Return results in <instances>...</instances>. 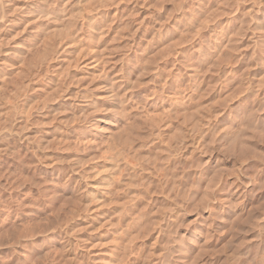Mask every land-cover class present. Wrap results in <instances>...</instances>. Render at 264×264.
Returning <instances> with one entry per match:
<instances>
[{
	"label": "rangeland",
	"instance_id": "rangeland-1",
	"mask_svg": "<svg viewBox=\"0 0 264 264\" xmlns=\"http://www.w3.org/2000/svg\"><path fill=\"white\" fill-rule=\"evenodd\" d=\"M41 1L0 0V264H264V85L260 84L261 81L264 83V0ZM215 8L218 11L215 12ZM41 9L57 13L61 20L59 19L58 23L53 22L50 18L52 14L39 15ZM198 29L201 34H198ZM185 32L189 33L186 35ZM179 36L181 39L184 37L186 41L184 38L180 41ZM211 37H217L220 42L217 39L215 41L218 44L212 42L214 39ZM235 38H240V43ZM228 40H233L231 43L234 44H228ZM209 54L211 55L207 56ZM199 55H202V59ZM209 65H212V68ZM213 68L217 69L215 75H212L216 72ZM197 72H201L198 77ZM244 72L246 77L243 76ZM210 75L213 76L211 84ZM251 77L255 80H250ZM237 78L242 84L240 88ZM202 79L204 81L199 86ZM215 79L218 85L225 84L222 86L223 90H215L214 87L219 88L215 84L211 87L214 90H210L207 82L211 86L216 83ZM224 80L226 82L223 83ZM193 81L195 82L191 83ZM195 83L196 86L193 85ZM236 85L239 89H236ZM199 87L203 91L198 89ZM189 88L194 90L193 94ZM206 89H209L210 93ZM201 92L202 96L199 95ZM253 92L258 97L253 98ZM195 94L200 98L195 100ZM185 97L188 101L184 102ZM183 103H187L186 106L183 105L184 108L181 106ZM197 105L199 106L196 108ZM202 107H210V112L209 109L203 112V115L210 116V119L201 114V117L196 116V113L202 111ZM181 108L187 112L184 110V113ZM181 115L184 120L180 118ZM195 116L201 119L200 122ZM256 117L259 118L258 121ZM192 118L193 122L196 120L198 123L194 124L197 126L195 129L191 127ZM181 120L182 123H179ZM199 123L202 124L198 128ZM204 123H209V129ZM183 126L195 131L187 129L185 132L188 134L182 133L186 129ZM222 126L226 128V132ZM216 127V130L222 127L221 130L226 135L218 132L219 130L218 133L215 132ZM198 129L207 131L205 133L202 130L206 135L208 132L212 133H208V136H214V139L211 137L213 140L210 141V136H200L201 133L199 135L197 132L201 130ZM213 129L215 131L211 132ZM237 134L239 137L244 136L239 138ZM119 137L121 138L118 139ZM191 139H195V142ZM204 145L208 147L205 149ZM116 146L117 150L124 148L119 150L120 156L110 151H115ZM134 149H140L138 154L146 151L143 152L147 155H144L146 159L144 158L143 162L140 161L143 153L139 154V157ZM106 153H109L107 155L110 158L116 156L115 161L113 158L109 159ZM126 153H129V156H138L139 160L133 155L130 156L135 159L133 163L138 161L134 164L141 163L149 170L137 168L136 172L141 174L140 177L137 175L129 179L130 166L133 163L129 165L132 160L130 157L127 161L123 159L128 157L124 156ZM117 157L119 160L122 158V164L126 161L127 165L117 162ZM206 158V165H202ZM110 164L114 166L110 168H113L112 171L108 168ZM121 166L125 170H120L125 173L118 172ZM164 172L167 176L170 173L168 177L172 173L174 175L168 180ZM198 172H202L204 176ZM174 176L178 183H175L177 181ZM182 177L185 181L180 180ZM119 178H125L126 182L128 180V183L132 184L127 183L129 187L126 184V187L118 190L122 195L128 191L122 199L118 196H121V193L117 192L118 195L115 196L117 188L122 186L116 185V190L112 187ZM96 181H99L100 189ZM111 181H115L112 186ZM104 183H107L106 186L110 184L107 187L114 189V192L111 191L115 199L111 191L103 193L104 189L108 190ZM93 185L98 186L95 188ZM140 186L145 190H141ZM100 190L101 194L98 193ZM85 192L90 194L86 196ZM109 193L112 195H108ZM181 194L183 195L180 197ZM188 194L189 197L192 196L190 201H187ZM88 195L91 196V201L92 195L96 200H93V203L90 199L86 201ZM172 196H176L179 201ZM97 198L106 201L103 207L99 205ZM115 200H119L116 201L119 203ZM125 200L126 204L123 203ZM175 200L176 203L173 204ZM121 202L126 206H120ZM162 204L169 206V211L162 207L166 210L162 211L166 217L160 211H155L153 215L151 211L160 209ZM173 205L175 207H172ZM119 206L122 209L114 216L113 212H117ZM89 207L95 208L90 210L91 214L87 210ZM167 212H170L169 215L172 213L170 216H174V219L171 217L170 220ZM154 216L159 217L162 222L158 221L159 226L158 222L152 223ZM130 217H133V220ZM86 219H91L93 226L85 225ZM175 221L177 222L174 223ZM101 222H104V228ZM151 223L156 225L153 227ZM162 224H168L169 229L164 226L168 229L166 230ZM147 226L154 229H147ZM65 237L75 238L74 246L70 250ZM111 245L114 247H110ZM144 251L148 253L147 256ZM165 255L169 257L164 259Z\"/></svg>",
	"mask_w": 264,
	"mask_h": 264
},
{
	"label": "bare ground",
	"instance_id": "bare-ground-1",
	"mask_svg": "<svg viewBox=\"0 0 264 264\" xmlns=\"http://www.w3.org/2000/svg\"><path fill=\"white\" fill-rule=\"evenodd\" d=\"M4 1H5V0H4ZM34 1H35V0H34ZM37 1H39V0H37ZM40 1H41V0H40ZM43 1L46 2V0H43ZM50 1H51V0H50ZM50 1H49V2H50ZM209 1H210V0H209ZM234 1H235V0H234ZM236 1H239V0H236ZM242 1H243V0H242ZM254 1H256V0H254ZM41 2H42V1H41ZM41 2H40V3H41ZM45 2H43V3H45ZM205 2H206V1H205ZM211 2H212V1H211ZM217 2H218V1H217ZM226 2H230V1H226ZM246 2H247V1H246ZM7 3H8V2H7ZM36 3H38V2H35V4H36ZM218 3H219V2H218ZM220 3H221V2H220ZM220 3H219V4H220ZM224 3H225V2H224ZM224 3H223V4H224ZM231 3H232V2H230V4H231ZM238 3H239V2H238ZM257 3H258V2H257ZM4 4H5V3H4ZM4 4H3V5H4ZM9 4H10V3H9ZM45 4H46V3H45ZM203 4H204V3H203ZM212 4H213V3H212ZM223 4H221V6H223ZM227 4H228V3H227ZM227 4H226V5H227ZM251 4H253V3H251ZM31 5H32V4H31ZM41 5H42V4H41ZM204 5H205V4H204ZM207 5H209V4H207ZM216 5H218V4H216ZM216 5H215V7H216ZM228 5H229V4H228ZM238 5H241V4H238ZM260 5H261V4H260ZM4 6H5V5H4ZM32 6H33V5H32ZM32 6H30V7H32ZM34 6H35V5H34ZM42 6H43V5H42ZM48 6H49V5H48ZM50 6H51V5H50ZM200 6H201V5H200ZM200 6H199V7H200ZM211 6H212V5H211ZM213 6H214V5H213ZM221 6H220V7H221ZM229 6H230V5H229ZM229 6H228V7H229ZM231 6H232V5H231ZM7 7H8V6H7ZM37 7H38V6H37ZM197 7H198V6H197ZM208 7H209V6H208ZM220 7H219V8H220ZM225 7H226V6H225ZM243 7H244V6H243ZM245 7H246V6H245ZM249 7H250V5H249ZM259 7H260V6H259ZM5 8H6V7H4V9H5ZM10 8H11V7H10ZM35 8H36V6H35ZM35 8H34V9H35ZM41 8H42V7H41ZM204 8H206V6H204ZM210 8H211V7H210ZM216 8H217V7H216ZM216 8H215V12H216V10L218 11V9H216ZM229 8H230V7H229ZM251 8H252V7H251ZM7 9H8V8H7ZM55 9H56V8H55ZM58 9H59V8H58ZM58 9H56V10H58ZM201 9H202V7H201ZM211 9H212V8H211ZM224 9H225V8H224ZM254 9H255V8H254ZM29 10H30V9H29ZM32 10H33V9H32ZM36 10H37V8H36ZM208 10H209V9H208ZM222 10H223V9H222ZM225 10H226V9H225ZM250 10H251V9H250ZM9 11H10V9H9ZM196 11H197V10H196ZM205 11H206V10L204 9L203 12H205ZM228 11H230V10H228ZM235 11H237V10H235ZM247 11H248V10H247ZM5 12H6V11H5ZM30 12H31V11H30ZM49 12H50V11H48L47 9H41V10H39L38 14H39V15H40V14H41V15H46V16L52 14V16L50 15V16H51V17H50L51 20H52L53 22H57V23H58L59 19L61 18L60 15H58L57 13H54V12H53V13H49ZM198 12H199V10H198ZM211 12H212V11H211ZM211 12H210V13H211ZM219 12H220V11H219ZM243 12H244V11H243ZM32 13H33V12H32ZM213 13H214V11L212 12V14H213ZM227 13L230 14V12H227ZM257 13H258V12H257ZM262 13H263V12H262ZM28 14H29V13H28ZM28 14H27V15H28ZM34 14H36V13H34ZM197 14H198V13H197ZM208 14H209V13H208ZM212 14H211V16H212ZM218 14H219V13H218ZM218 14H217V16H218ZM245 14H247V13H245ZM254 14H255V13H254ZM195 15H196V14H195ZM205 15H206V14H205ZM230 15H231V14H230ZM252 15H253V14H252ZM207 16H208V15H207ZM207 16H206V17H207ZM211 16H210V17H211ZM215 16H216V15H215ZM215 16H214V17H215ZM250 16H251V15H250ZM254 16H255V15H254ZM44 17H45V16H44ZM220 17H221V16H220ZM248 17H249V16H248ZM46 18H47V17H46ZM50 18H49V19H50ZM193 18H194V17H193ZM208 18H209V16H208ZM257 18H258V17H257ZM257 18L255 17V19H257ZM41 19H43V18H41ZM47 19H48V18H47ZM49 19H48V20H49ZM196 19H197V18H196ZM202 19H203V18H202ZM226 19H227V18H226ZM60 20H61V19H60ZM71 20H72V18H71ZM214 20H215V19H214ZM223 20H224V19H223ZM240 20H241V19H240ZM260 20H261V19H260ZM45 21H46V20H45ZM197 21H198V20H197ZM201 21H202V20H201ZM203 21H204V19H203ZM203 21H202V22H203ZM241 21H242V20H241ZM244 21H246V19H244ZM50 22H51V21H50ZM53 22H52V23H53ZM188 22H189V21H188ZM190 22H191V20H190ZM198 22H199V21H198ZM198 22H197V23H198ZM209 22H210V21H209ZM209 22H206V24L209 23ZM217 22H218V21H217ZM225 22H226V21H225ZM253 22H254V21H253ZM255 22H256V21H255ZM57 23H55V24H57ZM199 23H200V25H201V22H199ZM219 23H220V21H219ZM223 23H224V22H223ZM223 23H222V24H223ZM259 23H260V21H259ZM263 23H264V22H263ZM0 24H1V23H0ZM53 24H54V23H53ZM183 24H184V23H183ZM233 24H234V23H233ZM241 24H242V23H241ZM254 24H255V23H254ZM1 25H2V24H1ZM58 25H59V24H58ZM185 25H186V23H185ZM188 25H189V24H188ZM188 25H187V28H186V29L189 28ZM191 25H193V24H191ZM203 25H204V27H205V23H203ZM212 25H213V24H212ZM225 25H226V24H225ZM231 25H232V24H231ZM52 26H54V25H52ZM183 26H184V25H183ZM195 26H196V25H195ZM195 26H194V28H195ZM198 26H199V24H198ZM201 26H202V25H201ZM201 26H199V27H201ZM218 26H221V25H218ZM262 26H264V25H262ZM13 27H14V26H13ZM40 27H41V26H40ZM196 27H197V26H196ZM202 27H203V26H202ZM211 27H212V26H211ZM224 27H225V26H224ZM252 27H253V26H252ZM259 27H260V26H259ZM52 28H53V27H52ZM56 28H57V26H56ZM94 28H95V27H94ZM184 28H185V27H184ZM190 28H191V27H190ZM213 28H214V27H213ZM221 28H222V27H221ZM254 28H255V27H254ZM192 29H193V28H192ZM199 29H200V28H199ZM199 29H198V34L200 33ZM207 29H208V28H207ZM219 29H220V28H219ZM226 29H227V28H226ZM0 30H1V29H0ZM59 30H60V29H59ZM66 30H67V29H66ZM182 30H184V29H182ZM201 30H202V29H201ZM205 30H206V29H205ZM251 30H252V29H251ZM53 31H54V30H53ZM55 31H56V30H55ZM57 31H58V29H57ZM92 31H93V30H92ZM98 31H99V30H97L96 33H98ZM191 31H192V30H191ZM212 31H213V30H212ZM261 31H262V30H261ZM7 32H8V31H7ZM219 32H220V31H219ZM251 32H252V31H251ZM9 33H10V32H9ZM58 33H59V31H58ZM68 33H69V32H68ZM68 33H67V35H68ZM182 33H183V32H182ZM186 33H189V32H185L184 34H186ZM191 33H192V32H191ZM191 33L189 34V36L191 35ZM194 33H195V32H194ZM180 34H181V33H180ZM200 34H201V33H200ZM212 34H213V33H212ZM215 34H216V32H215ZM221 34H222V33H221ZM238 34H239V33H238ZM242 34H243V33H242ZM96 35H97V34H96ZM186 35H187V34H186ZM186 35H185V36H186ZM202 35H204V34H202ZM208 35H209V34H208ZM219 35H220V34H219ZM70 36H71V35H70ZM94 36H95V34H94ZM181 36H182V34H181ZM215 36H216V35H215ZM99 37H100V36H99ZM179 37H180V36H179ZM186 37H187V36H186ZM199 37H200V36H199ZM199 37H197V38H199ZM201 37H202V36H201ZM209 37H210V36H209ZM209 37H207V38H209ZM237 37H238V35H237ZM240 37H241V35H240ZM3 38H4V37H3ZM6 38H7V37H6ZM59 38H60V37H59ZM71 38H72V37H71ZM183 38H184V37H182V39H183ZM211 38H212V37H211ZM215 38L217 39V37H215ZM256 38H257V37H256ZM180 39H181V37H180ZM182 39H181L180 41H182ZM212 39H214V38H212ZM216 39H214L212 42H215V43H217V41L220 42L218 39H217V41H215ZM222 39H223V38H222ZM235 39H237V38H235ZM235 39H234V40H235ZM1 40H2V39H1ZM1 40H0V41H1ZM5 40H6V39H5ZM66 40H67V39H66ZM93 40H94V39H93ZM98 40H99V39H98ZM183 40L186 41L185 38H184ZM194 40H195V39H194ZM202 40H203V39H202ZM205 40H206V39H205ZM205 40H204V43H205ZM207 40H208V39H207ZM239 40H241V39L239 38ZM239 40L237 39L238 43H240ZM255 40H256V39H255ZM59 41H60V39H59ZM195 41H196V40H195ZM198 41H199V40H198ZM223 41H224V40H223ZM231 41H233V40H230V42H229V40H228V44H232V45H233L234 43H231ZM243 41H244V40H243ZM2 42H3V41H2ZM60 42H61V41H60ZM91 42H92V41H91ZM93 42H94V41H93ZM98 42H99V41H98ZM199 42H200V41H199ZM233 42H234V41H233ZM235 42H236V40H235ZM178 43H179V41H178ZM246 43H247V42H246ZM1 44H2V43H1ZM52 44H53V42H52ZM63 44H64V43H63ZM196 44H198V43H196ZM212 44H214V43H212ZM217 44H218V43H217ZM228 44H227V45H228ZM247 44H248V43H247ZM252 44H253V43H252ZM65 45H66V44H65ZM206 45H207V44H206ZM206 45H205V46H206ZM208 45H209V44H208ZM236 45H237V44H236ZM243 45H244V44H243ZM249 45H250V44H249ZM51 46H52V45H51ZM184 46H185V45H184ZM189 46H190V45H189ZM200 46H201V45H200ZM209 46H210V45H209ZM221 46H223V45H221ZM230 46H231V45H230ZM237 46H239V45H237ZM185 47H186V46H185ZM239 47L241 48V46H239ZM54 48H55V47H53V49H54ZM63 48H64V47H63ZM63 48H61V49H63ZM191 48H192V47H191ZM198 48H199V46H198ZM201 48H202V47H201ZM236 48H237V47H236ZM240 48H239V49H240ZM249 48H250V47H249ZM53 49H52V50H53ZM203 49H204V48H203ZM210 49H211V47H210ZM219 49L221 50L222 48H219ZM230 49H231V48H230ZM186 50H187V49H186ZM188 50H189V49H188ZM193 50H194V49H193ZM195 50H196V49H195ZM207 50H208V49H207ZM220 50H218V51H220ZM223 50H224V49H223ZM231 50H232V49H231ZM252 51H253V50H252ZM252 51H251V52H252ZM57 52H58V51H57ZM187 52H188V51H187ZM187 52H186V53H187ZM195 52H196V51H195ZM221 52H222V51H221ZM58 53H59V52H58ZM188 53H189V52H188ZM191 53H192V52H191ZM191 53H190V55H191ZM201 53H203V52H201ZM204 53H205V52H204ZM207 53H208V52H207ZM217 53H218V52H217ZM232 53H233V50H232ZM234 53H235V52H234ZM234 53H233V54H234ZM236 53H237V52H236ZM240 53H242V52H240ZM252 53H253V52H252ZM56 54H57V53H56ZM46 55H47V54H46ZM187 55H189V54H187ZM202 55H204V54H202ZM202 55H199L201 59H202V57H201ZM205 55H206V54H205ZM210 55H211V54H209V55H207V56H210ZM212 55H213V53H212ZM251 55L254 56V54H251ZM42 56H43V55H42ZM42 56H41V57H42ZM48 56H49V55H48ZM57 56H58V54H57ZM180 56H181V55H180ZM184 56H185V55H184ZM218 56H221V55H218ZM231 56H234V55H231ZM235 56H237V55H235ZM240 56H242V55H240ZM211 57H213V56H211ZM222 57H223V56H222ZM238 57H239V55H238ZM255 57H256V56H255ZM53 58H54V57H53ZM182 58H183V57H182ZM189 58H190V57H189ZM219 58H220V57H219ZM185 59L188 60V58H185ZM185 59H184V60H185ZM216 59H218V58H216ZM180 60H181V59H180ZM193 60H194V59H193ZM196 60H197V59H196ZM214 60H215V59H214ZM237 60H238V59H237ZM241 60H242V59H241ZM199 61H200V60H199ZM199 61H198V62H199ZM212 61H213V60H212ZM225 61H226V60H225ZM231 61H232V60H231ZM245 61H246V60H245ZM259 61H260V60H259ZM263 61H264V60H263ZM46 62H48V61H46ZM191 62H192V61H191ZM198 62H197V63H198ZM207 62H208V60H207ZM219 62H220V60H219ZM222 62H223V61H222ZM227 62H228V61H226V63H227ZM250 62H251V61H250ZM257 62H258V61H257ZM260 62H261V61H260ZM192 63H193V62H192ZM230 63H231V62H230ZM262 63H263V62H262ZM31 64H32V63H31ZM208 64H209V63H208ZM213 64H214V62H213ZM216 64L219 65V63H216ZM216 64H215V65H216ZM221 64H222V63H221ZM227 64H228V63H227ZM227 64H226V65H227ZM252 64H253V63H252ZM33 65H34V64H33ZM200 65H201V64H200ZM203 65H204V64H203ZM205 65H206V64H205ZM215 65H214V66H215ZM223 65H224V64H223ZM230 65H231V64H230ZM198 66H199V65H198ZM209 66H210V65H209ZM211 66H212V65H211ZM211 66H210V67H211ZM205 67H206V66H205ZM221 67H222V65H221ZM254 67H255V66H254ZM191 68H192V67H191ZM199 68H200V67H199ZM211 68H212V67H211ZM232 68H233V67H232ZM213 69H214V71L217 70L216 68H213ZM233 69H234V68H233ZM64 70H65V69H64ZM179 70H180V69H179ZM184 70H185V69H184ZM205 70H206V68H205ZM222 70H223V69H222ZM227 70H228V69H227ZM194 71H196V70H194ZM199 71H200V70H199ZM232 71H233V70H232ZM220 72H221V71H220ZM245 72H246V71H245ZM245 72H244V73H245ZM248 72H249V71H248ZM65 73H66V72H65ZM180 73H181V72H180ZM193 73L195 74L196 72H193ZM200 73H201V72H200ZM200 73L197 72V77L199 76L198 74H200ZM215 73H217V71L214 72V74L212 73V75H215ZM244 73H243V76L246 75V73H245V74H244ZM255 73H257V72H255ZM255 73H254V74H255ZM194 74H193V75H194ZM202 74H203V73H202ZM205 74H206V72H205L203 75H205ZM219 74H220V73H219ZM222 74H223V72H222ZM225 74H226V73H225ZM234 74H235V73H234ZM241 74H242V73H241ZM241 74H240V76L242 77ZM251 74H252V73H251ZM263 75H264V74H263ZM62 76H63V75H62ZM206 76H209V75H206ZM216 76H218V75H216ZM216 76H215V77H216ZM220 76H221V75H220ZM237 76H238V75H237ZM246 76H247V75H246ZM246 76H245V77H246ZM248 76H249V74H248ZM252 76H253V74H252ZM191 77H192V76H191ZM200 77L203 78V76H200ZM212 77H213V76H212ZM212 77H211V75H210L211 80H209L208 78H207V79H204V78H203V79H204V80H209V81H210V84H211ZM69 78H70V77H69ZM71 78H72V77H71ZM182 78H183V76H182ZM193 78H194V76H193ZM205 78H206V77H205ZM239 78H240V77H239ZM249 78H250V77H249ZM56 79H57V78H56ZM56 79H55V80H56ZM185 79H186V78H185ZM191 79H192V78H191ZM196 79H197V78H196ZM200 79H201V78H200ZM203 79L199 82V84H200L199 86L202 85V83H203V81H204ZM216 79L218 80L219 78L217 77ZM216 79H215V82L217 81ZM237 79H238V78H237ZM252 79L255 80V78H252V77H251L250 80H252ZM259 79H260V78H259ZM62 80H63V79H62ZM194 80H195V78H194ZM256 80H257V78H256ZM262 80H264V79L262 78ZM53 81H54V80H53ZM67 81H68V80H67ZM182 81H183V80H182ZM182 81H181V82H182ZM195 81H196V80H195ZM195 81H193V82H191V83H194ZM238 81H239V79H238ZM55 82H56V81H55ZM213 82H214V81H213ZM224 82H226V81L224 80L223 83H224ZM239 82H240V81H239ZM253 82H254V81H253ZM255 82H256V81H255ZM65 83H66V82H65ZM196 83H197V81H196ZM196 83L193 84V85L196 86ZM207 83H208L209 88H211V87L213 88L215 85H218L217 82H216V83H212L211 86H210L209 82H207ZM207 83H206V86H207ZM61 84H62V83H61ZM214 84H215V85H214ZM226 84H227V83H226ZM260 84H263V85H264V83H262V81L260 82ZM65 85H66V84H65ZM189 85H190V84H189ZM204 85H205V82H204ZM223 85L225 86V84H223ZM223 85H220V84H219V85H218L219 88L216 89V88L214 87V89L217 90V91H221V90L224 89V88H222ZM240 85H242L241 82H240V84H239V88H240ZM183 86H184V85H183ZM190 86H192V84H191ZM208 86H207V87H208ZM227 86H228V85H227ZM236 86H237L236 89H239V88H238V85H236ZM246 86H247V85H246ZM261 86H262V85H261ZM185 87H186V85H185ZM197 87H198V86H197ZM233 87H234V86H233ZM243 87L246 88L244 85H243ZM248 87H249V86H247V88H248ZM256 87H257V86H256ZM212 88L210 89L211 91L214 90V89H212ZM221 88H222V89H221ZM244 88H243V90H244ZM257 88H258V87H257ZM260 88H261V87H259V89H260ZM178 89H179V88H178ZM189 89H190V91H191V88H189ZM196 89H197V88H195V91H196ZM198 89H200V87H199ZM204 89H205V86H204ZM220 89H221V90H220ZM233 89H235V87H234ZM241 89H242V87H241ZM241 89H240V91H241ZM255 89H256V88H255ZM62 90H63V89H62ZM200 90H201V89H200ZM210 90H209V89H208V90L206 89V91H207V92L209 91V93H210ZM261 90H263V89H261ZM22 91H23V89H22ZM53 91H55V90H53ZM56 91H57V90H56ZM182 91H183V90H182ZM185 91H186V90H185ZM192 91H194V90H192ZM192 91H191V93L193 94ZM201 91H203V90H201ZM244 91H245V90H244ZM180 92H181V89H180ZM196 92H198V91H196ZM227 92H228V91H227ZM246 92H247V90H246ZM248 92H249V91H248ZM54 93H56V92H54ZM199 93H200V92H199ZM209 93H208V94H209ZM229 93H230V92H229ZM236 93H238V92H236ZM23 94H24V93H23ZM196 94H197V93H196ZM196 94H195V95H196ZM202 94H203V93L201 92V94H199V95L202 96ZM212 94H214V93H212ZM221 94H222V93H221ZM221 94H217V96H218V95H221ZM238 94H239V93H238ZM249 94H250V93H249ZM253 94H254L253 98H254V97H258V96H255L256 94H255L254 92H253ZM181 95H182V94H181ZM181 95H180V96H181ZM189 95H190V94H189ZM189 95H188V96H189ZM210 95H211V94H210ZM224 95H225V94H224ZM28 96H29V95H28ZM63 96H64V95H63ZM190 96H191V95H190ZM196 96H197V95H196ZM213 96H214V95H213ZM215 96H216V95H215ZM221 96H222V95H221ZM57 97H59V96H57ZM178 97H179V96H178ZM223 97H224V96H223ZM230 97H232V96L230 95ZM247 97H248V96H247ZM48 98H49V97H48ZM199 98H200V96H197L196 98L194 97L195 100H196V99H199ZM215 98H216V97H215ZM232 98H233V97H232ZM53 99H54V98H53ZM180 99H181V98H180ZM180 99H178V100H180ZM185 99H186V97H185ZM220 99H221V98H220ZM239 99H240V98H239ZM257 99H258V98H257ZM181 100H182V99H181ZM202 100H203V99H202ZM221 100H222V99H221ZM230 100H231V99H230ZM185 101H188V100L186 99V100H184V102H185ZM192 101H193V100H192ZM228 101H229V100H228ZM45 102H46V100H45ZM48 102H49V101H48ZM189 102H190V101H189ZM198 102H199V101H198ZM226 102H227V101H226ZM229 102H231V101H229ZM248 102H249V101H248ZM195 103H196V102L194 101L193 104H195ZM205 103H206V102H205ZM207 103H208V101H207ZM207 103H206V104H207ZM210 103H211V102H210ZM220 103H221V102H220ZM223 103H224V102H223ZM246 103H247V102H246ZM252 103H253V102H252ZM178 104H179V102H178ZM178 104H177V105H178ZM184 104H185V106H186L187 103H183V104H181V106L183 107ZM188 104H191V103H188ZM208 104H209V103H208ZM235 104H236V103H235ZM111 105H112V104H111ZM179 105H180V104H179ZM212 105H213V104L210 105L211 108L208 107L207 109H206L205 107H204V109H203V107H202V111H201L202 113H201V112L198 113V114L196 113V116H198V115L200 116V114H201V116H205L206 119H207V118L210 119V116H207V117H206V115H203V112H205V109H206V110H208L209 108L212 109V107H213ZM22 106H23V105H22ZM192 106H193V105H192ZM198 106H199V105H197L196 108H197ZM223 106H224V105H223ZM233 106H234V105H233ZM249 106H250V105H249ZM187 107H188V106H187ZM206 107H207V106H206ZM247 107H248V106H247ZM251 107H252V106H251ZM257 107H258V106H257ZM183 108H184V107H183ZM183 108H181V109H182V111L184 112L185 109H183ZM200 108H201V107H200ZM214 108H215V107H214ZM258 108L260 109L261 107H258ZM186 109H187V108H186ZM189 109H190V108H189ZM194 109H195V107H194ZM210 109L208 110L209 112H210ZM216 109H217V108H215V110H216ZM223 109H224V108H223ZM231 109H233V108H231ZM262 109H263V108H262ZM175 110H176V109H175ZM198 110H199V109H198ZM200 110H201V109H200ZM215 110H214V111H215ZM46 111H47V110H46ZM185 111L187 112V110H185ZM219 111H221V110H219ZM248 111L250 112V110H248ZM256 111H257V110H256ZM261 111H262V110H261ZM47 112H48V111H47ZM174 112H175V111H174ZM186 112H184V113H186ZM236 112H237V110H236ZM181 113H182V112H181ZM206 113H207V112H206ZM215 113H216V112H215ZM215 113H213V114L210 113V114H212V115L214 116ZM175 114H176V113H175ZM179 114H180V113H179ZM232 114H233V113H232ZM250 114H251V113H250ZM41 115H42V114H41ZM45 115H46V114H45ZM183 115H185V114H183ZM212 115H211V116H212ZM240 115H241V114H240ZM196 116H195L194 118L197 119V120L200 122L201 119H199V117L196 118ZM201 116H200V117H201ZM215 116H216V115H215ZM170 117H171V116H170ZM177 117H178V115H177ZM216 117L218 118L219 116H216ZM235 117H236V116H235ZM254 117H255V114H254ZM180 118H182V115H181ZM188 118H189V117H188ZM203 118H204V117H203ZM256 118H257V117H256ZM182 119H183V118H182ZM186 119H187V118H186ZM195 119H194V120H195ZM227 119H229V118H227ZM258 119H259V118H257V121H258ZM171 120H172V119H171ZM183 120H184V119H183ZM214 120H215V119H214ZM220 120H221V119H220ZM254 120H255V119H254ZM262 120H263V119H262ZM262 120H261V121H262ZM190 121H191V120H190ZM207 121H208V120H207ZM211 121H212V120H211ZM229 121H230V120H229ZM234 121H236V120H234ZM243 121H244V120H243ZM209 122H210V121H209ZM213 122H214V121H213ZM216 122H217V121H216ZM221 122H222V121H221ZM247 122H248V121H247ZM247 122H246V123H247ZM252 122H253V121H252ZM255 122H256V121H255ZM170 123H171V122H170ZM179 123H182V120H181ZM192 123H193V125H194V124H196V125L198 124V123L196 122V120H195V122H193V118H192L191 125H192ZM211 123H212V122H211ZM225 123H226V122H225ZM242 123H243V122H242ZM257 123H258V122H257ZM259 123H260V122H259ZM167 124H168V123H167ZM167 124H166V125H167ZM200 124H202V123H199L198 128H199ZM208 124H209V123H204L203 125H206V126H207ZM214 124H215V123H214ZM254 124H256V123H254ZM183 125H185V124L183 123ZM188 125H189V124H188ZM188 125H186V126H188ZM193 125H192L191 127L194 128L195 125H194V126H193ZM203 125H201V126L203 127ZM210 125H211V124H210ZM216 125H217V124H216ZM220 125H221V124H219V127H220ZM224 125H225V124H224ZM164 126H165V125H164ZM164 126H163V127H164ZM186 126H183V127L186 128ZM206 126H205V127H206ZM212 126H213V125H212ZM214 126H215V125H214ZM228 126H229V125H228ZM228 126H227V127H228ZM241 126H242V125H241ZM241 126H240V127H241ZM243 126H244V125H243ZM249 126H250V124H249ZM261 126H262V125H261ZM154 127H155V126H154ZM161 127H162V126H161ZM161 127H160V128H161ZM169 127H170V126H168V128H169ZM181 127H182V126H181ZM181 127H179V128H181ZM196 127H197V126H196ZM196 127H195V128H196ZM209 127H210V126L208 125V129H209ZM219 127H218V130H219ZM222 127H223V129L225 128L224 126H222ZM222 127H221V129H222ZM245 127H246V126H245ZM252 127H253V125H252ZM262 127H263V126H262ZM160 128H159V130H160ZM188 128H190V126H188ZM188 128H186V129L183 128L184 130L182 131V133L185 132V131H188V130H189ZM193 128L190 129L189 131L195 129V128H194V129H193ZM243 128H244V127H243ZM243 128H241V129H243ZM263 128H264V127H263ZM187 129H188V130H187ZM205 129L207 130V128H205ZM211 129H212V128H211ZM214 129L216 130L217 127L214 128ZM214 129L211 130V132L215 131ZM221 129H220V130H221ZM223 129H222V130H223ZM255 129H256V128H255ZM257 129H259V128H257ZM181 130H182V129H181ZM196 130H197V129H196ZM198 130H199V129H198ZM200 130H201V129H200ZM200 130H199V131H200ZM202 130L204 131V129H202ZM202 130H201V132H197V134L199 133V135H200V133H201L200 136H202V135H203V136L205 135V137L208 136V133H209V132H208L207 135H206L205 133H206L207 131H204V132H205V133H204ZM218 130H216L215 132H217ZM220 130H219L218 132H222V130H221V131H220ZM238 130H239V129H238ZM246 130L248 131V130H250V129H246ZM263 130H264V129H263ZM194 131H195V130H194ZM224 131H225V132L227 131L226 128H225ZM229 131H230V130H229ZM232 131H234V129H233ZM241 131H242V130H241ZM243 131H245V130H243ZM250 131H251V130H250ZM202 132H203L204 134H202ZM218 132H217V133H218ZM225 132H224V133H225ZM234 132H235V131H234ZM245 132H246V131H245ZM185 133H187V132H185ZM191 133H192V132H191ZM217 133H216V134H217ZM222 133H223V132H222ZM224 133H223V134H224ZM118 134H119V133H118ZM151 134H152V133H151ZM161 134H162V133H161ZM187 134H188V133H187ZM193 134H194V133H193ZM193 134H191V135L193 136ZM209 134L212 135V133H209ZM214 134H215V133H214ZM216 134H215V135H216ZM219 134H220V133H219ZM243 134H244V133H243ZM245 134H246V133H245ZM152 135H154V134H152ZM155 135H156V134H155ZM182 135L184 136V134H182ZM194 135H195V134H194ZM221 135H222V134H221ZM225 135H226V133H225ZM237 135H238V134H237ZM246 135H247V134H246ZM246 135H245V136H246ZM157 136H158V135H157ZM186 136H187V135H186ZM203 136H202V137H203ZM209 136H210V135H209ZM209 136H208V137H209ZM242 136H244V135H242ZM242 136L239 137V135H238L239 138H242ZM154 137H155V136H154ZM158 137H159V136H158ZM188 137H189V136H188ZM193 137H194V136H193ZM197 137H198V135H197ZM211 137H212V136L209 137V139H211L210 141H212V140L214 139V136L212 137L213 139H212ZM218 137H220V136H218ZM120 138H121V137H119L118 139H120ZM149 138H150V137H149ZM156 138H157V137H156ZM185 138H186V137H185ZM226 138H227V137H226ZM229 138H230V137H229ZM239 138H238V139H239ZM114 139H115V137H114ZM125 139H126V138H125ZM129 139H130V138H129ZM143 139H144V138H143ZM199 139H202V138H199ZM209 139H208V140H209ZM215 139L218 140V138H215ZM219 139H220V138H219ZM222 139H223V138H222ZM232 139H233V137H232ZM132 140H133V138H132ZM184 140H185V139H184ZM186 140H187V139H186ZM191 140H192V139H191ZM193 140H194V142H195V139H193ZM193 140H192V141H193ZM204 140H205V139H204ZM223 140H224V139H223ZM243 140H244V139H243ZM113 141H114V140H113ZM113 141H112V142H113ZM153 141H154V140H153ZM153 141H152V142H153ZM155 141H156V140H155ZM196 141H197V140H196ZM149 142H150V141H149ZM149 142H148V143H149ZM163 142H164V141H163ZM175 142H176V141H175ZM200 142H201V141H200ZM204 142H205V141H204ZM206 142H207V141H206ZM239 142H240V140H239ZM128 143H129V142H128ZM188 143H189V142H188ZM190 143H191V141H190ZM201 143H202V142H201ZM207 143H208V142H207ZM234 143H235V142H234ZM165 144H166V143H165ZM181 144H183V143H181ZM185 144H186V143H185ZM185 144H184V146H185ZM193 144H194V143H193ZM196 144L198 145L197 142H196ZM203 144H204V143H203ZM205 144H206V143H205ZM113 145H114V144H113ZM173 145H174V144H173ZM173 145H172V146H173ZM190 145H191V144H190ZM199 145H200V144H199ZM207 145H208V144H207ZM106 146H108V145H106ZM110 146H111V144H110ZM118 146H119V145H118ZM122 146H123V145H122ZM137 146H138V145H137ZM155 146H156V145H155ZM165 146H166V145H165ZM165 146H164V147H165ZM175 146H176V145H175ZM186 146H187V145H186ZM192 146H193V145H192ZM205 146H206V145H204V147H205ZM211 146H212V145H211ZM119 147H120V146H119ZM125 147H126V146H125ZM131 147H132V146H131ZM139 147L141 148V146H139ZM156 147H157V146H156ZM166 147H167V146H166ZM189 147H190V146H189ZM198 147H199V146H198ZM201 147H202V146H201ZM207 147H208V146H207ZM207 147H205V149H206ZM212 147H213V146H212ZM144 148H146V147L144 146ZM144 148L142 147V149H144ZM171 148H173V147H171ZM177 148H178V147H177ZM199 148H200V147H199ZM114 149H115V148H114ZM123 149H124V148H123ZM123 149H122V147L119 148V150H121V151H122ZM142 149H141V150H142ZM147 149H148V148H147ZM156 149H157V148H156ZM180 149H181V148H180ZM194 149H196V148H194ZM197 149H198V148H197ZM119 150H117V146H116V150H115V151L112 150V149H110L111 152L113 151L112 153H116V156H117V155L120 156V155H119V153H120ZM139 150H140V149H139ZM139 150L137 149V151H136V150L134 149V152H137V155H138L139 157H140L141 153L146 152V151H143V152L139 153V154H140V155H139V154H138V151H139ZM144 150H146V149H144ZM149 150H150V149H148V151H149ZM176 150H177V149H176ZM178 150H179V149H178ZM200 150H201V149H200ZM110 151L108 150V152H110ZM116 151H117V152L119 151L118 154H117ZM124 151H125V150H124ZM124 151H123V153H124ZM171 151H172V150H171ZM111 152H110V153H111ZM130 152H131V151H130ZM134 152L132 151V153H134ZM139 152H140V151H139ZM165 152H166V151H165ZM187 152H188V151H187ZM190 152H191V150H190ZM208 152H209V151H208ZM112 153H111V155H112ZM123 153L121 152L122 155H123ZM170 153H171V154H172V153L174 154V152H170ZM179 153H180V152H179ZM107 154L109 155V153H106V155H107ZM128 154H129V153H128ZM128 154L126 153V155H124V156H128V157H123V156H122L123 159L125 158V160H126V159L128 158V159L130 160V158H131L130 156H131V155H133V157H134V154H131L130 156H129ZM168 154H169V152H168ZM180 154H181V153H180ZM193 154H194V153H193ZM208 154H209V153H208ZM108 155H107V156H108ZM111 155H110V156H111ZM113 155H114V154H113ZM135 155H136V154H135ZM144 155H145V153L142 154V156H144ZM155 155H156V157H158L157 154H155ZM166 155H167V154H166ZM169 155H170V154H169ZM178 155H179V154H178ZM210 155H211V154H210ZM103 156H104V155H102V157H103ZM116 156H114V158H115ZM138 156H135L134 158H135V159L138 158V160H139V157H138ZM142 156L140 157V159H141L140 161H142V160L145 158V156H147V155H145L144 157H142ZM149 156H150V155H148V157H149ZM153 156H154V155H153ZM129 157H130V158H129ZM133 157L131 158L132 160L129 161V162H130L129 165L131 164V162L133 163V160H135ZM151 157H152V155H151ZM185 157H186V156H185ZM207 157H208V156H207ZM210 157H211V156H210ZM108 158L112 160L113 156H112L111 158L108 156ZM108 158H106V159H108ZM114 158H113V160L115 161L116 158H115V159H114ZM118 158H119V157H117V159H118ZM153 158H154V157H153ZM153 158H152V159H153ZM162 158H164V157H162ZM162 158H161V159H162ZM167 158H168V156H167ZM99 159H102V158H99ZM121 159H122V158H121ZM121 159H120V160H121ZM145 159H146V158H145ZM152 159H151V162H152ZM169 159H170V158H169ZM169 159H168V160H169ZM171 159H173V157H172ZM200 159H201V158H200ZM103 160H104V159H102V161H103ZM120 160L118 159L117 162H119ZM177 160H178V159H177ZM181 160H182V159H181ZM207 160H208L207 158H206V160H204V162H203V160H202V162H203L202 165H204V164L207 162ZM40 161H41V160H40ZM126 161H127V160H126ZM126 161H124L123 164L121 163V161H120L119 163H120L121 165H127V164H125ZM144 161H145V160H144ZM205 161H206V162H205ZM209 161H211V160H209ZM209 161H208V162H209ZM104 162H105V161H104ZM135 162H138V161H134V163H135ZM142 162H143V161H142ZM145 162H147V161H145ZM154 162H156V160H154ZM157 162H158V161H157ZM105 163H106V162H105ZM110 163H111V162H110ZM114 163H116V162H114ZM127 163H128V162H127ZM134 163L131 164V166H130V167H131V171L128 170V171L130 172V173H129V175H130V176H129V179H132V178H134L135 176L139 175V174H137L138 172H136V170H138V169H140V170H144V168H146V170L148 169V168L146 167V165H145L146 163L144 164L145 166H143L141 163H140V164H137V163H136V165H135ZM168 163H169V162H168ZM37 164H38V163H37ZM97 164H98V163H97ZM102 164H103V163H102ZM149 164H151V163H149ZM163 164H164V163H163ZM174 164H175V163H174ZM174 164H173V166H174ZM177 164H178V163H177ZM179 164H180V162H179ZM190 164H191V163H190ZM196 164H197V163H196ZM31 165H32V164H31ZM33 165H34V164H33ZM103 165H104V164H103ZM132 165H133V166H132ZM180 165H181V164H180ZM202 165H201V166H202ZM205 165H206V164H205ZM101 166H102V165H101ZM101 166H99V168H101ZM106 166L108 167L109 165H106ZM106 166H103V167H106ZM111 166L114 168V166L111 165V164H110V166H109L108 168L110 169ZM149 166H150V165H149ZM157 166H158V165H157ZM163 166H164V165H163ZM165 166H166V165H165ZM165 166H164V167H165ZM169 166H170V165H169ZM171 166H172V165H171ZM171 166H170V167H171ZM176 166H177V165H176ZM198 166H199V164H198ZM201 166H199V167H201ZM97 167H98V166H97ZM130 167H127V168H130ZM185 167H186V166H185ZM194 167H195V166H194ZM207 167H208V166H207ZM99 168H98V169H99ZM108 168H105V170L108 169ZM113 168L110 169V170L112 171ZM115 168H116V166H115ZM127 168H126V169H127ZM137 168H138V169H137ZM162 168H163V167H162ZM162 168H160V169L162 170ZM174 168H175V166H174ZM182 168H183V164H182ZM201 168L203 169V167H201ZM103 169H104V168H103ZM103 169H102V170H103ZM120 169L125 170V168H122V166L118 168V172L122 174L124 171L122 172ZM163 169H164V168H163ZM168 169H169V168H168ZM177 169H178V167H177ZM196 169H197V168H196ZM204 169H205V167H204ZM204 169H203V170H204ZM146 170H145V171H146ZM148 170H149V169H148ZM153 170H155V168H153ZM171 170H172V169H171ZM183 170H184V169H183ZM185 170H186V169H185ZM200 170H201V169H200ZM99 171H100V169H99ZM103 171H104V170H103ZM120 171H121V172H120ZM165 171H166V170H165ZM168 171H169V170H168ZM168 171H167V172H168ZM104 172H105V171H104ZM108 172H109V171L107 170V174H108ZM160 172H161V171H160ZM169 172H170V171H169ZM124 173H125V172H124ZM126 173H127V171H126ZM139 173H140V172H139ZM143 173H144V171H143ZM143 173H142V174H143ZM148 173H149V172L147 171V174H148ZM155 173H156V172H155ZM199 173H202V172H198V174H199ZM204 173H205V171H204ZM96 174L98 175V173H96ZM96 174H95V175H96ZM158 174H160V173H158ZM166 174H167V173H166ZM169 174H170V173H168V176H169ZM172 174H173V173H172ZM172 174H171V175H172ZM179 174H181V173H179ZM140 175H141V174H140ZM140 175H139V177H140ZM160 175H161V174H160ZM162 175H163V173H162ZM164 175H165V172H164ZM164 175H163V176H164ZM171 175H170V177H168L167 175H165V177H167V179L169 180V178L171 179ZM173 175H174V174H173ZM173 175H172V176H173ZM202 175H203V173H202ZM202 175H201V177L204 176V175H203V176H202ZM92 176H93V175H92ZM114 176H115V175H114ZM182 176H183V175H182ZM199 176H200V175H199ZM90 177H91V176H90ZM90 177H89V180H90ZM108 177H109V175H108ZM111 177H112V176H111ZM139 177H138V179H139ZM144 177H145V176H144ZM152 177H153V176H152ZM183 177H184V176H183ZM183 177L180 178V180H181V179L183 180ZM91 178H92V177H91ZM101 178H103V177H101ZM115 178H116V177H115ZM161 178H162V176H161ZM174 178H175L174 180H176V177H175V176H174ZM142 179H143V177L141 178V180H142ZM149 179H150V178H149ZM151 179H152V178H151ZM199 179H200V178H199ZM72 180H73V179H72ZM114 180H115V179H114ZM145 180H146V179H145ZM178 180H179V179H178ZM203 180H204V178H203ZM101 181H102V180H101ZM147 181H148V180H147ZM154 181H155V180H154ZM176 181H177V180H176ZM183 181H185V179H184ZM96 182H97V181H96ZM98 182H99V181H98ZM98 182H97V184L99 185ZM111 182H113V181H111ZM114 182H115V181H114ZM114 182H113V183H110L111 186L114 184ZM131 182H132V181H131ZM133 182H134V181H133ZM157 182H158V179H157ZM163 182H164V181H163ZM165 182H166V181H165ZM170 182H172V181L170 180ZM174 182H175V181H174ZM195 182H196V181H195ZM195 182H193V184H194ZM199 182H200V181H199ZM76 183H77V182H76ZM84 183H85V182H84ZM93 183H94V182H93ZM93 183H92V184H93ZM117 183H118V184H117ZM127 183H128V180H127V182H126L125 178H119V179L116 181V184L113 185L112 187L114 188L116 185H117L116 187H118V185H119V186H122V188H120V189L117 188V190H116V187H115V190H116V191H115V193H116L115 196L118 195V193H119V194L121 193V192H119V191H120L121 189H123V187H124ZM140 183H141V181H140ZM140 183H139V185H140ZM151 183H153V182H151ZM175 183H178V181L175 182ZM92 184H91V186H92ZM94 184H96V183H94ZM101 184H103V183H101ZM105 184H107V183H104V185H105ZM110 184H108L107 186H110ZM128 184L132 185L130 182H129ZM128 184H127V187H129ZM161 184H162V183H161ZM161 184H160V185H161ZM167 184H168V183H167ZM169 184H170V183H169ZM171 184H173V183H171ZM98 185H97V186H98ZM149 185H150V184H149ZM162 185H163V184H162ZM196 185H197V184H196ZM72 186H73V185H72ZM80 186H81V185H80ZM88 186H89V183H88ZM93 186H94V185H93ZM97 186H96V187H97ZM100 186H101V185L98 186V189H100ZM105 186H106V185H105ZM105 186H104V187H105ZM107 186H106L105 188H108V190H107V189H104V190H103V193H104V194H105V193H108V192H110V191L112 190V188L110 189V188L107 187ZM174 186H177V184H176V185L174 184ZM83 187H84V185H83ZM89 187H90V186H89ZM94 187H95V186H94ZM96 187H95V188H96ZM102 187H103V185H102ZM125 187H126V186H125ZM140 187H141V186H140ZM140 187H139V188H140ZM168 187H169V186H168ZM177 187H178V186H177ZM177 187H176V188H177ZM84 188H85V187H84ZM86 188H87V187H86ZM86 188H85V189H86ZM179 188H181V186H179ZM179 188H178V189H179ZM196 188H197V187H196ZM198 188H199V187H198ZM71 189H72V188H71ZM87 189H88V188H87ZM93 189H94V188H93ZM98 189H97V190H98ZM109 189H110V190H109ZM131 189H132V188H131ZM140 189H141V190H142V189L145 190V188H142V187H141ZM188 189H189V187H188ZM81 190H83V189H81ZM95 190H96V189H95ZM113 190H114V189H113ZM113 190H112V191H113ZM118 190H119V191H118ZM171 190H173V189H171ZM85 191H86V190H85ZM112 191H111V192H112ZM135 191H136V190H135ZM146 191H147V190H146ZM148 191H149V190H148ZM169 191H170V190H169ZM169 191H168V192H169ZM180 191H181V190H180ZM183 191H186V190H183ZM197 191H198V189H197ZM73 192H74V191H73ZM89 192H90V191H89ZM100 192H102V190H100L98 193H100ZM113 192H114V191H113ZM113 192H112V193H113ZM117 192H118V193H117ZM123 192H125V191H123ZM129 192L131 193L130 190H129ZM132 192H134V191H132ZM143 192H145V191H143ZM157 192H158V191H157ZM164 192L166 193V191H164ZM171 192H173V191H171ZM75 193H76V192H75ZM81 193H82V192H81ZM112 193H111V194L109 193L108 195H112ZM125 193H128V191L125 192ZM125 193H123V195H124ZM136 193H138V192H136ZM136 193H135V194H136ZM145 193H146V192H145ZM145 193H144V194H145ZM147 193H148V192H147ZM147 193H146V194H147ZM150 193H151V192H150ZM86 194H90V193H86V192H85V195H86ZM91 194H93V193H91ZM100 194H101V193H100ZM135 194H134V195H135ZM139 194H141V193H139ZM156 194H157V193H156ZM172 194H173V193H171V195H172ZM175 194H176V192H175ZM186 194H187V193H186ZM76 195H77V194H76ZM95 195L97 196L96 193H95ZM102 195H103V194H102ZM102 195H100V196H102ZM123 195H122V193H121V196H120V195H118V196L121 197V199H122V198H124ZM127 195H128V194H126V198H125L126 200H127ZM142 195H143V194H142ZM151 195H152V194H151ZM182 195H183V194H181V195H179V196L181 197ZM191 195H192V194H191ZM77 196H78V195H77ZM86 196H87V195H86ZM88 196H89V195H88ZM105 196H107V194H106ZM115 196H114V193H113V197H114V199H115ZM118 196H117V197H118ZM122 196H123V197H122ZM130 196H131V194H129V197H130ZM135 196H137V195H135ZM135 196H134V197H135ZM149 196H150V195H149ZM167 196H168V195H167ZM184 196H185V194H184ZM187 196H188L187 201H188L189 198L192 199V198H191L192 196L189 197V194H188ZM193 196H194V194H193ZM90 197H91V196H89L88 198L86 197V201H87V199L89 200ZM93 197H94V195H92V199H93V200H96V198L94 199ZM132 197H133V196H131V199H133ZM144 197H145V196H144ZM172 197H173V196H172ZM100 198H101V199H104L103 197H100ZM156 198H157V197H156ZM167 198H168V197H167ZM169 198H171V197H169ZM173 198L176 199L177 197L175 196V197H173ZM184 198H185V197H184ZM194 198H195V197H194ZM76 199H77V198H76ZM80 199H81V198H80ZM98 199H99V198H97V200H98ZM101 199H100V200H101ZM106 199H109V198L106 197ZM106 199H104V200H106ZM111 199H112V198H111ZM111 199H110L109 201L112 202ZM117 199H119V198H117ZM129 199H130V198H129ZM134 199H136V198H134ZM142 199H143V198H142ZM151 199H152V198H151ZM165 199H166V198H165ZM190 199H189V201H190ZM93 200L91 201V199H90L89 201H91V202L93 203ZM100 200H98V201H99V205H100V206L105 205L104 203H105L106 201L104 202L103 200H101V202H100ZM126 200L123 202L124 204H126V202H127ZM170 200H173V199H170ZM176 200H178V199H176ZM176 200L173 202V204L176 203ZM77 201H78V200H77ZM116 201H119V200H115V202H116ZM122 201H123V200H122ZM137 201H138V200H137ZM168 201H169V200H168ZM178 201H179V200H178ZM91 202H90V203H91ZM111 202H110V203H111ZM113 202H114V200H113ZM132 202H133V201H132ZM154 202H155V201H154ZM192 202H193V201H192ZM88 203H89V202H88ZM90 203H89V204H90ZM100 203H101V204H100ZM107 203L110 204L109 202H107ZM116 203L118 204L119 202H116ZM116 203H115V204H116ZM121 203H122V202H121ZM121 203H120V204H121ZM123 203H122V204H123ZM165 203H167V201H166ZM165 203H164V204H165ZM220 203H221V202H220ZM112 204H114V203H112ZM117 204H116V205H117ZM122 204H121L120 206H122V207H123V206H126V205H124V204L122 205ZM132 204H134V203H132ZM138 204H139V203H138ZM141 204H142V203H140V205H141ZM151 204H152V203H151ZM164 204H162V206H161L160 209L157 208L158 210L156 209V210H154V211H151L152 214L154 215V212H155V211H156L157 213H158L159 211H160V213H161L162 211L165 212L166 210L169 211V210H168V209H169V208H168L169 206L165 207ZM179 204H180V203H179ZM95 205H96V204H95ZM143 205H144V204H143ZM154 205H155V204H154ZM168 205H170L169 202H168ZM176 205H177V204H176ZM223 205H224V204H223ZM223 205H222V206H223ZM74 206H75V205H74ZM93 206H94V205H93ZM108 206H109V205H107V208H109ZM110 206H111V205H110ZM117 206H118V205H117ZM120 206L118 207L119 209H117V208L115 207V208L117 209V212H113V215H114L115 213H116V214L119 213L118 211H119L120 209H122V207L120 208ZM128 206H129V205H128ZM152 206H153V205H152ZM177 206H178V205H177ZM177 206H176V207H177ZM222 206H221V207H222ZM85 207H86V206H85ZM91 207H92V206H91ZM102 207H103V206H102ZM113 207H114V206H113ZM155 207H156V206H155ZM158 207H159V206H158ZM162 207H163V208H166V210H163ZM170 207H171V206H170ZM172 207H175V206L173 205ZM172 207H171V208H172ZM178 207H179V206H178ZM180 207H181V206H180ZM182 207H183V206H182ZM95 208L97 209V206H95ZM95 208H93V209H95ZM98 208H99V207H98ZM100 208H101V207H100ZM105 208H106V207H105ZM142 208H143V207H142ZM167 208H168V209H167ZM171 208H170V210H171ZM71 209L74 210V208H71ZM91 209H92V208H91ZM91 209H90V207H89V209L87 208V210H89L88 213L91 212V211H90ZM93 209H92V210H93ZM101 209H102V208H101ZM101 209H100L99 211H101ZM110 209H111V208H110ZM112 209H113V208H112ZM126 209H127V207H126ZM128 209H129V208H128ZM161 209H162V210H161ZM221 209H222V208H221ZM78 210H79V209H78ZM78 210H76V211H78ZM85 210H86V208H85ZM103 210H104V209H103ZM105 210H106V209H105ZM130 210H131V208H130ZM130 210H129V211H130ZM144 210H146V207H145ZM148 210H149V209H148ZM172 210L174 211L173 208H172ZM172 210H171V212H172ZM175 210H176V208H175ZM179 210H180V209L178 208L177 211H179ZM222 210H223V209H222ZM74 211H75V210H74ZM97 211H98V209H97ZM106 211H107V210H106ZM106 211H105V212H106ZM109 211H110V210H109ZM113 211H114V210H113ZM123 211H124V210H123ZM123 211H122V212H123ZM138 211H139V210H138ZM141 211H142V210H141ZM177 211H176V212H177ZM78 212H79V211H78ZM95 212H96V211H95ZM111 212H112V211H111ZM145 212H146V211H145ZM151 212H150V213H151ZM93 213H94V212H93ZM123 213H124V212H123ZM123 213H122V214H123ZM137 213H138V212H137ZM150 213H147V214H150ZM162 213H163V212H162ZM167 213H168V212H167ZM167 213H166V214H167ZM169 213H170V212H169ZM169 213H168V216L170 217V220H171V217H172V216H170V215H171L173 212H172L170 215H169ZM174 213H175V212H174ZM178 213H179V212H178ZM90 214H91V213H90ZM97 214H98V213H97ZM103 214H104V213H103ZM108 214H109V213H108ZM132 214H133V213H132ZM134 214H135V211H134ZM134 214H133V215H134ZM147 214H145V215H147ZM163 214H164V215H163ZM163 214H160V215L165 216V213H163ZM179 214H180V213H179ZM85 215H86V214H85ZM92 215H93V214H92ZM95 215H96V214H95ZM101 215H102V214H101ZM110 215H111V214H110ZM127 215H128V214H127ZM137 215H138V214H137ZM140 215H142V213H141ZM143 215H144V214H143ZM155 215H156V213H155ZM172 215H173V214H172ZM176 215H177V213H176ZM93 216H94V215H93ZM96 216H97V215H96ZM99 216H100V214H99ZM105 216H106V215H105ZM114 216H115V215H114ZM147 216H148V215H147ZM156 216H157V215H156ZM163 216H161L162 219H161V217H160L161 220H163ZM168 216H167V217H168ZM85 217H86V216H85ZM103 217H104V216H102V218H103ZM116 217H117V216H116ZM165 217H166V216H165ZM173 217H174V216H173ZM173 217H172V218H173ZM178 217H179V216H178ZM87 218H88V216H87ZM93 218L95 219V217H93ZM104 218L106 219V217H104ZM107 218H108V216H107ZM121 218H122V216H121ZM130 218H131V217H130ZM132 218H133V217H132ZM132 218H131V219H132ZM152 218H153V217H152ZM156 218H157L158 220H154V219H156ZM156 218H155V216H154L152 223H153L154 221H155L156 224H157L158 221L161 222V221L159 220V217H156ZM175 218H176V217H175ZM91 219H92V216H91ZM91 219H86L85 222H84L85 225H87V226H88V225H89V226H90V225L93 226L94 223L92 222ZM96 219H97V218H96ZM98 219H100V218H98ZM117 219H119V218H117ZM145 219H146V218H145ZM147 219H148V218H147ZM166 219H167V218H165V220H166ZM168 219H169V218H168ZM173 219H174V218H173ZM176 219H177V218H176ZM114 220H115V219H114ZM120 220H121V219H120ZM123 220H124V218H123ZM132 220H133V219H132ZM151 220H152V219H151ZM100 221H102V220H100ZM107 221H108V220H107ZM112 221H113V220H112ZM143 221H144V220H143ZM173 221H174V220H173ZM123 222H124V221H123ZM123 222H122V223H123ZM132 222H133V221H132ZM145 222H146V221H145ZM145 222H144V223H145ZM159 222H158V224H157L158 226L160 225ZM170 222H171V221H170ZM176 222H177V221H175L174 223H176ZM98 223H99V221H98ZM134 223H135V221H134ZM152 223H151V226L153 225ZM161 223H162V222H161ZM164 223H165V222H164ZM178 223H179V222H178ZM95 224L97 225V222H96ZM102 224L104 225V222H103V223L101 222V226H103ZM118 224H119V223H118ZM128 224H129V222H128ZM156 224H154V225H156ZM169 224H170V223H169ZM99 225H100V223L98 224V226H99ZM136 225H137V224H136ZM145 225H146V224H145ZM154 225H153V227H154ZM172 225H173V224H172ZM175 225H177V224H175ZM98 226H97V227H98ZM151 226H147V229H148V227L151 228ZM158 226H157V228H159ZM164 226H166V225H164ZM164 226H163V224H162V227H164ZM104 227H105V226H103V228H104ZM133 227H134V226H133ZM143 227H145V226H143ZM153 227H152V228H153ZM98 228H99V227H98ZM119 228H120V227H119ZM121 228H122V227H121ZM125 228H126V227H125ZM140 228H142V227L140 226ZM140 228H139V229H140ZM152 228H151V229H152ZM157 228H156V229H157ZM164 228H165V227H164ZM166 228H168V224H167ZM166 228H165V229H166ZM95 229H96V227H95ZM130 229H131V228H130ZM147 229H145V230H147ZM153 229H154V228H153ZM160 229H161V228H160ZM168 229H169V228H168ZM168 229H166V230H168ZM176 229H177V228H176ZM93 230H94V229H93ZM119 230H120V229H119ZM122 230H123V229H122ZM128 230H129V228H128ZM131 230H132V229H131ZM194 230H195V229H194ZM157 231H159V229H158ZM161 231H162V230H160V232H161ZM174 231H175V230H174ZM101 232H102V230H101ZM115 232H116V231H115ZM120 232H122V231H120ZM132 232H133V231H132ZM155 232H156V230H155ZM162 232H164V231H162ZM165 232H166V231H165ZM165 232H164V233H165ZM105 233H106V232H105ZM117 233H118V232H117ZM129 233H130V232H129ZM134 233H135V232H134ZM157 233H159V232H157ZM176 233H177V232H176ZM197 233H198V232H197ZM159 234H160V233H159ZM180 234H181V233H180ZM121 235H122V233H121ZM134 235H135V234H134ZM152 235H153V234H152ZM114 236H115V235H114ZM122 236H123V235H122ZM132 236H133V234H132ZM135 236H136V235H135ZM194 236H195V234H194ZM198 236H199V235H198ZM118 237H119V236H118ZM173 237H174V236H173ZM182 237H183V235H182ZM182 237H181V238H182ZM174 238H175V237H174ZM65 239H66V242H67V246L70 247L68 250H70V249L74 246L75 238L65 237ZM114 239H115V238H114ZM160 239H161V237H160ZM182 239H183V238H182ZM108 240H109V239H108ZM121 240H122V239H121ZM148 240H150V238H149ZM148 240H147V241H148ZM163 240H164V239H163ZM183 240H184V239H183ZM102 241H103V240H102ZM110 241H111V240H110ZM112 241H113V240H112ZM151 241H152V240H151ZM176 241H177V239H176ZM103 242H104V241H103ZM154 242H155V241L153 240V243H154ZM159 242H160V241H159ZM106 243H107V242H106ZM116 243H117V241H116ZM145 243H146V242H145ZM156 243H157V242H156ZM101 244H102V243H101ZM110 244H112V243H110ZM157 244H158V243H157ZM102 245H103V244H102ZM105 245H106V244H105ZM143 245H144V243H143ZM155 246H156V245H155ZM110 247H112V245H111ZM113 247H114V246H113ZM113 247H112V248H113ZM148 248H149V247H148ZM158 248H159V247H158ZM160 248H161V247H160ZM167 248H168V247H167ZM104 249H105V248H104ZM107 250H108V249H107ZM153 250H154V249H152V251H153ZM144 252H145V251H144ZM153 252H154V251H153ZM70 253H71V252H70ZM145 253H146V252H145ZM150 253H152V252H149V254H150ZM68 254H69V253H68ZM147 254H148V253H146L145 255L147 256ZM152 254H153V253H152ZM153 255H154V254H153ZM153 255H152V256H153ZM155 255H156V254H155ZM148 256H149V255H148ZM168 257H169V256H168ZM168 257H167V255H165V258H164V257H163V258H164V259H167ZM70 258H71V257H70ZM146 258H147V257H146ZM159 258H161V257H159ZM169 259H170V258H169ZM70 260H71V259H70ZM112 260H113V258H112ZM110 261H111V260H110ZM146 261H147V260H146ZM146 261H145V262H146ZM171 261H172V260H171ZM156 262H157V261H156ZM166 262H167V261H166ZM168 263H170V262H168ZM168 263H167V264H168ZM157 264H158V263H157ZM165 264H166V263H165Z\"/></svg>",
	"mask_w": 264,
	"mask_h": 264
}]
</instances>
